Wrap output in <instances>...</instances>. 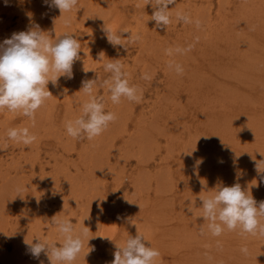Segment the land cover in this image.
<instances>
[{"label":"rangeland","instance_id":"1","mask_svg":"<svg viewBox=\"0 0 264 264\" xmlns=\"http://www.w3.org/2000/svg\"><path fill=\"white\" fill-rule=\"evenodd\" d=\"M81 1L78 0L77 6L76 8H74L75 11L72 10L74 12L72 11H70L71 13L69 12L70 14H72L74 18L76 16H74L73 13L78 15L79 13L83 14L86 11L85 14L87 15V13L91 11L88 9H91L92 8L91 6H93L96 2V0H86V1L81 0ZM111 1L109 0V2ZM116 2H117L116 4L120 5L119 6V9L121 11L120 15L116 13L110 14L112 16H110L106 20L105 17L103 16L105 9H103V6L101 5L98 7V11L99 12L103 11V12L102 13L100 12L98 15L100 16L102 20H104V25L106 23L109 24L114 21H117V23H115L116 28L113 33L120 35L121 43L124 45V47L120 45H117V46L111 45L107 41V38L102 37V35L106 37V34H102L101 31H99L98 38L101 42H104V44L102 43L101 46L99 45L94 46L92 54L91 55L89 54L87 56V54H85V49L83 48L86 46V42H89L91 39L92 40L94 39V36L96 34L93 31V29H96V27L93 26L91 28L92 31H88V29L84 28L83 25L78 24L81 30L80 28H76L77 31H80L76 34L80 37L79 42L81 44V50H80V59L79 61L77 60L78 62L76 61L74 63V67L76 66L75 69L76 68L78 69L79 67L80 71L78 72L80 73L81 81L75 85V84H72L73 83L72 80L76 81L75 78L66 79L65 77L61 76L56 85H53L50 82V84H48L47 87L53 96L49 97L45 101L43 108L41 107L42 110L40 108L36 112L35 123H34L35 126L33 125V121L29 120V118L26 116H23V118H20L21 114L17 115V114H14V112H12L13 118H10L7 115H5L3 111H0V120H1L0 122L3 121L2 122L3 124L0 123V132H1L0 133V153H1L0 158L2 157V159H0V164L2 163L1 160L4 163L0 167V169L2 168L0 173L3 172L2 175L5 174L4 172H10L12 175L14 174L15 175L14 181L15 183H18V185L16 184V187H15V190L18 187L17 189L18 191L16 190V192H14L16 198L12 199L11 202L9 198L8 199L6 197L4 198L6 200L5 202L10 205H12L16 201L13 207L10 206V208L13 209V210L10 209L11 214L9 213V209L6 210L5 214H10V216H6L4 214L3 217L0 215V218L3 219L7 217L6 219H11V221L13 220V223H14L13 226H15L14 229L17 228V230H22V232L26 234L29 232L31 238L25 239L28 242L32 241L34 243L36 242L35 238L41 236L40 239L42 241H48L49 243H55L59 245L62 243L63 238L62 239L59 238V236L61 235L58 232L57 227L53 225L51 220L54 216H56V218L58 217L57 219H62L65 217V215L67 216L71 215L70 220L72 222V225L74 226V230L76 229L75 231L77 234H82L83 236L82 239L84 241L83 246H84L88 241L87 239L89 237H87L88 236L87 234L89 231L86 232L87 233L86 234L87 236H86L82 228L84 227L86 229L87 227L89 230L91 229L90 216L87 215L90 218V220L85 215H84V218L86 221L81 220V219L78 220L77 215L73 214L68 209H63L61 206H58L54 203L47 205V200L51 198V196L53 195L52 194V190H53L52 185H54L53 180L55 179L57 182L60 179V182H61L60 184H63L65 182L64 184H66L67 186L68 185L71 186L70 182L72 181L71 179L73 178L71 177L69 179V177L70 175L73 174L76 181L79 182L80 185H82L81 188L82 189L84 188L83 190H86V189L89 190V189L94 188V190H91L92 194L99 195L100 197V198L95 197L96 200L104 199L105 197V201L110 203V201L111 200L113 201L114 198L116 197L118 199L122 198L121 200L129 199L130 202H132L130 203L129 200H127L128 202H123L122 204H120L121 207H120L119 214L116 215V218L118 220V222L115 223V226L117 228V236L112 241L113 243L112 245L115 250H116L117 245H122V243L126 241V239L128 238V235L133 236L134 233L135 235H137V232H139L140 234L144 236L146 240L145 241L146 246H151L159 250L161 255L158 259L157 264H211V262L212 264H229L227 263L228 258H234L235 260H237L236 261L237 264H264V253H262V249L264 248V236L256 235V236L249 237L247 239L246 237L242 236V240H239L238 244L231 243V246L228 247L227 245L228 242L226 241H229V240L233 241L229 236L235 233V231H228L227 229H225L223 232L224 235H221L219 237H214L211 235V233L207 229L208 222L206 223L202 222V220H204L203 217H201L203 209H202V201L199 199V197H209V195L211 196L214 194V191H212V193H209V188L217 187L218 183L215 178H213L214 181L211 184H209V182L211 181L210 179L207 181L208 184L207 183L205 184V182L203 183L202 181L200 182L198 178H196V180L191 179L188 185L196 181L197 184H194V185L196 187L198 186V188L191 190L192 192L191 191L189 192L188 188L178 185L180 182V179L177 176H175V174L172 177V180L170 181L167 178L164 170L161 169L160 171H158L159 166L156 164L157 162L159 163V159H161L162 156L168 150H169V154L170 155L172 154L169 158L171 160L169 161L172 162L173 159L175 160L179 159V161L174 160V162H176L177 164L174 163L175 167L173 166V168H176L177 165H182V167L183 166L190 167L191 160L188 158V154L191 152H198V153L203 152V154H205V152H207V149H208V151L212 153L208 157L210 158L208 161H212L214 165L217 163H215L212 160V158H215L214 156H218L217 149L221 151L223 150L225 156L227 157L226 151L224 150V148H226L227 145H224V142L221 141V138L222 140H225V139H223L224 137H221L219 133L217 134V131L215 130L217 123L214 124L212 128L214 130L213 133L215 131L216 132L214 134L209 133V128H210L209 123H208L209 118H203L202 116L206 115V117H210L211 114H219L221 112L220 110L224 106L223 103H231L233 100L237 99L238 97V95L232 94V89L231 91L230 89H226V86L224 84L220 86L216 83L209 82L207 85L213 87L212 89L213 91L210 92L208 88L206 89V85L203 84L204 81L202 79L193 78V76H191L192 69H196L198 72H200L199 70H201L200 68L198 69V67L195 68L196 62H198V60H196L195 58L191 60L192 62L194 60L195 65L190 62L185 63L179 58L173 62L174 64H179L183 67L184 69L183 75H177L174 68L169 69L168 66H165L164 64L165 62L167 61L171 62L167 60L168 54H164V53H167L166 50L172 49L173 51H175V49L177 48L186 49L185 35L188 32L192 33V39L194 40V43L197 41L200 35V33L195 30L194 26H196V24L194 22L192 24L190 23L185 24L182 21H178L176 18L177 13H183L188 16L192 15V18L194 17L193 20L196 21L198 20L196 19V17L198 18V16H200L203 12L205 13L207 12V15L208 14L210 15V17H208V21H207L208 23H212L218 20L221 21L220 34H218L217 31L215 32V34L211 30H208V31L210 32V34L212 32L213 33L212 35L218 34L219 40L217 41L222 40V38L224 37L225 40L223 41H225L226 43L223 45L220 42L216 44H209L210 43L209 39H211L210 37H208V39L206 40L205 43L208 47L207 58H206L208 70L205 76H207L208 74L207 76L208 80H210L211 77H214L216 79L220 78L224 82L236 83L237 79H235V77L238 78V77L243 76V78H239L241 80H244L250 77V75L255 71L254 70L255 65H258L261 62V59H263L264 57V48L262 45L263 41H259V44H258V33L256 31L251 32L247 28L248 26L245 24V21L249 22L248 19L250 18L253 11L258 8L256 4L257 3L256 0H176V4L169 5V13L171 16V22L169 26L167 27V29L157 28L155 25V21L151 20L153 8L151 6V3L148 4V0H122V1L116 0ZM2 3L3 4H6V3H4L3 0L2 1L0 0V5L4 8V5H2ZM113 3H115V0H113L109 4H113ZM108 6L111 7V5H108ZM108 6H104V8L106 7L108 10V8H110ZM260 7L264 11L263 9L264 2L262 3V6ZM100 8L102 9L100 10ZM11 10H13V12L15 11L16 13H18V11L20 12V7L18 6L16 7L14 6V4H12ZM47 11L51 12V9L47 8ZM49 12L46 14L49 15L50 14ZM18 14L13 15V20L9 23L7 21H6L7 23L3 22L5 18L8 17V14L5 12L0 14V21L4 23L3 25L5 26V30L8 33L7 34L6 32L1 31L3 34V38H9L11 34L13 33V28L16 23L15 20L18 18ZM80 14L78 16H80ZM39 15H43V13ZM94 17H95V14H94ZM79 18L80 17H77L76 20H78ZM96 18L98 19V16ZM87 21L90 22V20H87ZM92 24L95 25V23L93 22ZM9 28H11L12 31H10ZM48 33L50 34L51 39L55 38L53 37L55 36L54 32L49 31ZM48 33H46L45 35H48ZM62 33L63 34L68 33V31H65V29H63V32L61 31L56 32V34H58V37L62 36L63 35ZM255 34L256 36L254 37ZM137 35H139V40L132 42L133 38L136 37ZM235 36L240 37L242 39V42L234 43L233 38ZM187 37L186 39H188ZM0 38L2 39V41L4 40L1 36ZM138 41H140V43ZM180 42H183L184 45L181 46ZM227 42L228 43L231 42V44H235L236 45L235 47L238 52H247V53L260 55V60L258 62H253L251 58H246V56L239 55V57L243 59V64L242 63L238 64L237 60L239 58H236V54L233 55V58H232V55L230 54L231 53L234 54V53L231 52L232 50H227L229 47H227L226 49L225 45H227ZM196 45L197 44H193L192 47H195ZM216 49H218L217 52H216ZM212 50L214 51L215 55L224 58L227 65H229L228 68H226V64L224 63H223L224 66L222 67H219V66L216 67L214 64H212L211 59H213V56H214V53H212ZM224 50L226 52H224ZM227 51H229L230 53ZM101 53H103L102 59H99ZM181 53L184 54V52H181ZM192 54H198V53L192 52ZM164 57H166L167 59ZM109 59H119L120 60V63L123 65V71L127 73V78L129 80L130 85L135 86L138 90L137 94L140 96L139 102H130L126 98H122L119 104H113L111 102L110 92L108 90V86L105 84V81H108L111 79V73L105 72L104 67H103L104 64L109 62ZM232 59L235 60L236 62H233V64H230L233 61ZM83 61L87 62V64H84L85 62ZM88 64L90 67L88 66ZM204 67H206V64ZM84 69L89 70L87 71L88 73L84 72ZM89 72L91 75H93L92 73L98 74L101 72L102 77L101 79L98 80V82H96V86L94 88V94L97 97H103V103L105 104V111L114 112L116 114L117 119L114 122H111L109 124L108 128L106 129L107 132L104 131L100 136L92 140H88L87 138H84V137L76 138V139L73 138L76 141L75 143L73 142L74 145H72L71 147L72 141L74 140L72 139V137H70L67 134L65 124L69 120H74L80 117L82 115V111H81L82 107L79 108L78 104L83 106L85 101L87 99L89 100L88 95L86 96L85 93L81 92V95H79L80 93L79 84L82 85V81L89 80V76H88ZM189 72H191L190 76L187 75ZM82 74H84V76ZM145 74L150 76L151 79L145 80L143 78ZM222 74L225 77L224 76L220 77L222 76ZM230 77L232 78L233 81L229 80ZM200 78H203V76L201 75ZM182 80H186L185 83H180V81ZM151 81L153 82L151 83ZM263 81H264V77H263ZM186 83L189 85L188 87L185 85ZM54 87H57L58 90ZM240 88H241V92L238 89H236L237 93L240 94V97L247 95L246 89L249 87H247L246 85H241ZM182 89H186V90L182 91ZM199 89L200 90L202 89V90L200 91ZM215 92H218V93H215ZM157 93H159L158 97L155 96ZM195 96L197 99L194 100ZM62 98L64 99V101ZM256 98H259V97H256ZM67 99H69L71 103ZM247 99L250 100V97H248ZM251 102L254 104L253 106L257 107V109L264 110V105H261V102H257L254 99H252ZM75 103H77V105ZM68 104L73 105L74 111H70L65 108ZM183 104L186 105L188 109H186L187 111L185 113L180 114L179 111L182 110ZM213 109L215 110L212 111ZM6 110L7 109H5V111ZM65 111H66V114H64ZM74 112H77L78 114ZM209 112H212V113H209ZM47 113L49 114V116H45ZM6 119L7 121H5ZM27 124H28V127H27ZM189 124L191 127L188 126ZM23 127L28 129L30 135H34L35 137L37 136V138L35 139V141L37 142L34 141V144L31 143L30 145H24L22 142H16L14 140L11 141V139L8 138L7 133L9 129H15V128L23 129ZM224 127H226V125H224ZM259 130L260 129L258 130L255 129L252 131V129H249V130L242 131V128H241L240 133L242 134L244 132L245 133H244V136L242 134L240 136H236L238 137V140H239L237 144L235 143L236 146L238 147V145L240 144L243 146V144L245 143L244 142L242 143V141L240 140H246L247 136L248 137L252 136L253 140L256 141L259 135L257 131ZM262 130L263 129H261V131ZM198 131H200L199 133L201 132L206 133L207 136L204 135L206 137H203V136L197 137L196 135ZM260 135L263 136L264 132L261 133ZM38 136L40 137V140H38L39 139ZM255 136H256V139H255ZM100 139L102 142L100 141ZM216 140H218L221 143H217L218 141ZM67 142H71V143H67ZM109 142L111 143L113 142L112 144H114L113 150H116L114 154L112 150H110L112 148L110 147L109 144L111 143ZM209 142L213 144H209ZM258 142H259V146H262V147L264 146V139H261ZM65 145H67L68 147H65ZM241 145H240V148H243L241 147ZM33 146H35L36 148ZM73 146H74V149H73ZM88 147L91 150H88L89 149ZM189 148L192 150H190ZM199 149L202 151H200ZM68 150L71 153H69ZM104 151L108 153H112L113 155L109 158L106 164H101L102 158L96 155L101 156L103 155L102 153H104ZM249 151L251 150H247V152ZM256 151L252 149V152L253 153L255 152L254 154H251V155L250 153L243 154L244 157L247 158L248 156L250 158V159H245V161L248 160L247 164L244 165V160L242 159L243 158L242 155H241L242 158H240L241 160L239 159V162L237 164L240 165L241 168L244 167L245 169H249V170H251L252 168L255 169L254 161L260 160L261 158L260 153L264 154L263 153L264 151H260V152H258L259 150H256ZM87 152L89 153L87 154ZM180 153H183V154H180ZM235 153L236 155L233 154L229 158L237 157L238 156L237 151H235ZM38 154H39V157H37ZM89 154H91V156H89ZM92 155L94 156L92 157ZM11 156H14V157H11ZM152 156L154 160L150 158ZM96 158H101V160L97 161ZM117 158L119 160H117ZM139 159H143V160L149 159L148 163L152 164V166H146V169H145L146 174L136 170L137 167H135V165L137 163V160ZM227 159L221 160L222 162L219 161V164L228 163ZM125 161L128 162V164L125 163ZM201 161H205V160L203 158H200L198 162H201ZM21 162H22V165L20 164ZM97 162L100 163V166L98 165ZM198 162L195 161V163H198ZM89 163H95V164L97 163V164L96 165L93 164L92 167H89L88 166ZM120 163H122L123 166ZM30 164H33L34 167ZM27 165L31 169L27 168ZM93 168L103 171L104 176L106 175L105 173H107L106 179L104 180L106 184L103 187L104 190L102 189L104 192H101L102 190L97 191L98 188L95 189V184H97L99 181H103V179H101L103 178L102 177L103 175H101V173H100L101 176L97 174L94 175L93 173L92 175L90 172H92L91 169L94 171ZM81 171L83 175L85 174L84 176L81 175L82 174ZM240 172L242 173V170H240ZM75 175L77 176V178ZM89 176H91L92 179ZM97 178H100V179L98 180ZM122 179L125 181L123 183L125 187L120 186V189L117 193L118 195H116L114 186H116L117 182L119 183V180H122ZM145 179H148L144 186L145 188H139L138 185L137 187H133L132 183H134V181L140 184L139 182H142ZM186 179L188 180V178ZM26 180L28 182L31 181V183L33 182V185H32V190H30L28 195L24 197L23 195L25 192L24 190L25 186L23 185H25V183L27 182ZM84 180H85V183H84ZM89 181L90 182L92 181V183H90ZM199 183L200 184L203 183V184L200 185ZM89 185H91L92 188ZM140 185L141 187H143L142 184ZM199 188L201 190H199ZM135 189L137 191H135ZM64 191H65L64 189L59 190L56 198H58V196L63 197ZM69 193H70L69 194L70 197L69 199L66 200V202L70 204H75V201H73L74 196L71 194V191ZM190 193L192 194V196ZM250 193L253 196V198L257 201V204H259V202L261 201H264L263 198L260 197L261 195H255V188H254V191L249 192V194ZM177 194L178 196L181 197V200L177 198L176 196ZM35 195L37 196L35 197ZM101 195L103 197H101ZM34 197L35 198L38 197V198L35 199ZM172 197L174 199H172ZM43 199L45 200V203ZM185 199L186 200L188 199L187 200L188 202L185 201ZM75 200H78L79 202H81V200L86 201L87 197L80 198L79 196ZM191 202L192 203L195 202V205L192 204ZM38 203L39 204L43 203L44 205H42L39 208ZM28 205L29 206L32 205L29 208V210L25 209V207ZM117 208L115 209V207H113L114 214L117 212ZM80 209H81V206H78V211H81ZM189 209H191V211H189ZM126 210H127V213H126ZM133 214L135 215V217L132 216ZM60 215H62V217ZM157 215H159L158 217L160 218L163 217V218L160 219L157 217ZM178 215L180 216V218ZM120 216H125L124 217L125 221L123 223L124 225L120 223V219H119ZM19 217H20V220H19ZM173 218L175 219L177 218V219L174 220ZM2 219L0 220L2 221ZM40 221H42V223H40ZM80 222H82L81 225H80ZM262 222L264 223V218L262 219ZM130 224H131V227H128V225ZM7 226L8 225H6V229L8 230V232L4 234H8L10 231L14 230L9 226L7 228ZM123 226L129 232L127 230H126L127 232L125 231V234L126 233L127 234H126V237H124L125 240L123 239V242H122L118 236L122 233V230H124ZM38 227L41 228L42 230L41 233L43 235L36 234ZM53 227H56V228H53ZM120 228L121 229L123 228V229L120 230ZM202 228H203V232H202ZM88 229H86L85 231H87ZM52 232H55V233H53L52 235ZM236 232H239V230L238 231L236 230ZM0 233H2L1 230H0ZM9 234L13 236L12 232H10ZM95 234L96 233L94 232V235ZM9 236L3 238L4 247H1V244H0V247H1L0 252H3L4 250L5 255L7 254V256L4 258L3 256L4 254L0 253V264H40L41 261H43V264H49L48 258L46 256H43L44 255L43 253H42L43 255L41 254L39 260L30 256L27 253L25 243L18 244L17 250L19 252H17L14 256H11V254L13 255L14 253L13 252L14 245L12 242L13 240L11 239L9 240V238L11 237ZM24 238H27V237H24ZM90 240L91 239L89 238V242H91ZM95 240L98 241V237H96ZM251 241H253L254 243ZM213 244H216L217 246H219L220 249L223 251L220 250L221 251L220 253L219 250L218 251L214 250V253L211 256L207 257L208 256L207 251L211 250L209 249V247L210 245H213ZM236 245L238 246L237 250H235L234 248ZM251 246L252 247L254 246L253 249L250 248ZM245 248L246 249L248 248L246 253L242 251V249H245ZM112 249L113 248H106V249L104 248L102 249L100 253H96L91 256L88 255L89 253L88 251V253L86 254L88 255V257L84 256L85 255L84 253L82 257V254L80 253L78 257L75 259V261H73V264H79V261H81V257L82 259H86L85 257H87L88 259L87 264H100V263L107 264V262L109 264L110 261L112 260H109V258L107 257H114L113 253L115 251ZM249 249L250 250L252 249L251 252L249 251ZM218 252L220 253V255ZM237 252L239 254H237ZM1 254L3 255L1 256ZM191 254L193 256H191ZM177 255L185 256V257H177L178 260H175V257ZM247 255L249 256L247 257ZM90 257H92L93 259Z\"/></svg>","mask_w":264,"mask_h":264},{"label":"bare ground","instance_id":"2","mask_svg":"<svg viewBox=\"0 0 264 264\" xmlns=\"http://www.w3.org/2000/svg\"><path fill=\"white\" fill-rule=\"evenodd\" d=\"M2 1V0H1ZM4 1V3H5V0H3ZM10 1V2H9ZM81 1V0H80ZM86 1V0H85ZM111 1V0H110ZM113 1V0H112ZM111 1V2H112ZM122 1V0H121ZM81 2H83V1H81ZM103 2V3H102ZM111 2H109V0H101V1H99V0H96V2H95V4L93 5V6H91L92 8L91 9H88V10H91V11H89L88 13H87V15L85 14L86 13V11L81 15L80 13V16H78L77 14H75V13H73V15L74 16H76L75 18L72 16V14H70L69 12H67V13H64L62 16H60L61 15V13H60V11H59V9H56V8H48L45 4H44V0H38V1H36V0H8V2H7V5L6 4H3L2 3V5H4V8L0 5V14L1 13H3V12H5V13H7L8 14V17H6L5 18V20L3 21L4 23H9V22H11L12 20H13V15H15V14H18V18L15 20V26H14V28H13V32H19V31H25V30H27L29 27H31L32 26V24L33 23H35V24H38L39 26H40V28L42 29V30H44V31H46V32H49V31H52V32H54L55 34V36H53V37H58V34H56V32H59V31H61V32H63V29H65V31H68V33H72V34H74L75 36H76V38L79 40L80 39V37L76 34V33H78V32H80V31H77V29L76 28H80L79 26H78V24H80V25H83V27L84 28H86V29H88V31H92V27L93 26H95L96 27V29H93V31L95 32V36H94V39L92 40H90L89 42H86V46L83 48V49H85V54H87V56L90 54H92V52H93V47L94 46H96V45H99V46H101L102 45V43L104 44V42H101L100 40H99V38H98V33H99V31H101V33L102 34H105V32L103 31V29L105 28V26L106 27H108V28H110V29H112V31L114 32L115 31V28H116V24L115 23H117V21H114V22H112V23H106L105 25H104V20H102L101 18H100V16L98 15L100 12L102 13L103 11H98V7L101 5V6H103V9H105L104 10V17H105V19L107 20V18H109L110 16H112V15H110V14H113V13H116V14H119L120 15V9H119V4H116L117 2H116V0H115V3H113V4H109V3H111ZM256 4H257V6H258V8L256 9V10H254L253 11V13L251 14V16H250V18L248 19V21L249 22H247V21H245V24L248 26L247 28L251 31V32H257L258 33V44H259V41H263L262 42V45H263V48H264V15H262V14H264V11L262 10V8L260 7V6H262V3L264 2V0H256ZM80 3V2H79ZM143 3V2H142ZM12 4H14V6H18V7H20V12L18 11V13H16L15 11V13L13 12V10H11V8H12ZM85 4V3H84ZM88 4V3H87ZM91 5V4H90ZM108 5H111V7L110 6H108ZM104 6H108V7H110V8H108V10H107V8L105 7L104 8ZM47 8L48 9H51V12H49V11H47ZM76 8V7H75ZM86 8V7H85ZM84 8V9H85ZM90 8V7H89ZM121 8V7H120ZM140 8V7H139ZM79 9H81V8H79ZM82 9H83V7H82ZM102 8H100V10H101ZM264 9V8H263ZM74 11H75V9H73ZM77 10H78V8H77ZM74 11H72V12H74ZM84 11V10H83ZM50 13L49 15L48 14H46V13ZM80 12H81V10H80ZM43 13V15H39V14H42ZM134 13V12H133ZM29 14L31 15V20L29 19ZM94 14H95V17H94ZM191 14V13H190ZM83 15H85V16H83ZM98 16V19L96 18L97 16ZM77 17H80L78 20H76L77 19ZM103 17V18H104ZM190 18H191V20L195 23V20H193V18H192V15H190L189 16ZM208 17H210V15L208 14L207 15V12L205 13V12H203L200 16H198V18L196 17V19H198L201 23H200V27L199 28H197L196 26H194L195 27V30L197 31V32H199L200 33V35H199V37H198V39H197V41L194 43V40L192 39V33H187L186 31V35H185V45H186V49H188L189 48V46L191 45V50L190 51H184V54H182L181 52H179V53H177V52H175V51H173V54L172 55H168V59L166 58V57H164V58H166L167 60H169V61H171L172 63L174 62V61H176L178 58L179 59H181L183 62H185V63H193L194 65H195V62H194V60H193V62L191 61L192 59H196V60H198V62H196V66H195V68H197L198 67V69L200 68L201 70H199L200 72H198L196 69H192V75L191 76H193V78H199V79H202L204 82H203V84L204 85H206V89L208 88V90L211 92V91H213L212 89H213V87L212 86H208L207 84L209 83V82H211V83H216V84H218V85H222V84H224L225 86H226V89H230V91H231V89H232V94L233 95H238V97H237V99H235V100H233L231 103H223L224 104V106H223V108L220 110L221 112L219 113V114H211L210 115V117H206V115H204V116H202L203 118H209V120H208V123H209V126H210V128H209V133H212V134H214L216 131H217V134L219 133L220 134V136L221 137H224L223 139H225V140H222V138H221V141H223L224 142V145H227L226 146V148H224V150L226 151V155H227V157L225 156V154H224V151L222 150H219V149H217V152H218V156H214L215 158H212V160L215 162V163H217V164H215L214 165V163L212 162V161H208L210 158H208L212 153L210 152V151H208V149H207V152H205V154H203V152L201 153V152H191V153H189L188 154V158L191 160V164H190V167H185V166H183L182 167V165H177L176 166V168H173V166H174V163H176V162H174V160L175 159H173L172 160V162L171 161H169V160H171V159H169L170 158V156L172 155H170L169 154V150L168 151H166V153L162 156V158L161 159H159V163L157 162L156 164L159 166V168H158V171H160L161 169L162 170H164V172H165V174H166V176H167V178L171 181L172 180V177L174 176V174H175V176H177L179 179H180V182H179V186H184V187H186V188H188L189 189V192L191 191V190H194V189H196V188H198V186L196 187L194 184H197L196 183V181L195 182H193L192 184H190V185H188L189 184V182L191 181V179H194V180H196V178H198L199 180H200V182L202 181L203 183L205 182V184L207 183V181L210 179L211 181L209 182V184H211L213 181H214V179L213 178H215L216 179V181H217V183H218V185H225V184H227L226 186H231V185H233L234 183H236V182H239L240 184H241V187H242V190H245V191H247V192H252V191H254V188H255V195H261L260 197L261 198H263V200H264V179H262L261 178V176L262 175H264V174H261V175H258L257 174V172L255 171V169H251V170H249V169H245L244 167L243 168H241V166L240 165H238L237 163L239 162V159L240 158H242V156H243V154H247V153H250V155L251 154H254L253 152H252V149L253 150H259L258 152H260V151H264V146L262 147V146H259V142L258 141H260L261 139H264V135L262 136V135H260L261 133H263L264 131V110L263 109H257V107L256 106H253L254 104L251 102L252 101V99H254V100H256L257 102H261V105H264V81H263V77H264V57H263V59H261V62L258 64V65H255V71L250 75V77H248V78H246V79H244V80H241V79H239V78H243V76L242 77H235V79H237L236 80V83H230V82H224V81H222L220 78H214V77H209L210 78V80H208V74H207V76H205L206 75V73H207V70H208V67H207V51H208V47H207V45H206V40L208 39V37H210L211 39H209V44H216V43H218V42H220L222 45L223 44H225L226 42L225 41H223V40H225V38L223 37L222 38V40H220V41H217V40H219L218 39V34H220V32H221V29H220V27H221V21H215V22H212V23H208L207 21H208ZM112 18V17H111ZM126 19V18H125ZM87 20H90V22H91V24H90V22H88ZM7 21V22H6ZM125 21V20H124ZM128 21V20H127ZM92 22L93 23H95V25H93L92 24ZM103 22V23H102ZM192 22V23H193ZM4 23H2V21H0V36L3 38V34H2V32L1 31H3V32H6V30H5V26L3 25ZM192 23H190V24H192ZM126 25V24H125ZM190 26V25H189ZM213 26V27H212ZM82 27V28H83ZM10 29V31H12L11 30V28H9ZM76 29V30H75ZM80 30H81V28H80ZM208 30H211L214 34H215V32L217 31V33L218 34H216V35H212L213 33L211 32V34H210V32L208 31ZM10 31H8V32H10ZM189 31V30H188ZM119 32V31H118ZM190 32H191V30H190ZM205 32H206V34H205ZM7 33V32H6ZM91 33V32H90ZM175 33H176V31H175ZM8 34V33H7ZM10 34V33H9ZM46 34V33H45ZM53 34V33H52ZM63 34V33H62ZM61 34V35H62ZM93 34V33H92ZM194 34V33H193ZM88 36V35H87ZM188 36V37H187ZM256 36V34L254 35V37ZM8 37V36H7ZM51 37V36H50ZM102 37H104V38H106L104 35H102ZM186 37L188 38V39H186ZM54 38V39H55ZM179 38V37H178ZM3 39H6V38H3ZM53 39V40H54ZM98 40H99V42H98ZM253 40H254V38H253ZM104 41V40H103ZM233 41H234V43H236V42H242V39L240 38V37H237V36H235L234 38H233ZM3 41H2V39L0 38V43H2ZM107 42V41H106ZM139 43H140V41H138ZM184 42V41H183ZM183 42H180V45L181 46H183L184 45V43ZM193 44H197L195 47H192L193 46ZM208 44V45H209ZM231 42L230 43H228L227 42V45H225L226 46V49H227V47H229L227 50H232L231 52H233L234 54H230V55H232V58H233V55H235L236 54V58H239L238 60H237V63L239 64V63H242L243 64V59L241 58V57H239V55H241V56H246V58H251L252 59V61L253 62H258L259 60H260V55H256V54H252V53H247V52H238L237 51V49H236V45L235 44H231ZM106 45V44H105ZM110 46V45H109ZM212 46V45H211ZM210 46V47H211ZM219 46V45H218ZM221 46V45H220ZM225 46H223V47H225ZM102 47H104V46H102ZM106 47V46H105ZM146 47V46H145ZM209 47V48H210ZM109 48V47H108ZM144 48V47H143ZM162 48V47H161ZM111 49V48H110ZM180 49H182V48H180ZM222 49V48H221ZM105 50H107V49H105ZM164 50V49H163ZM217 50L218 49H216V52H217ZM108 51H109V49H108ZM196 51H198V52H196ZM83 52H84V50H83ZM162 52V51H161ZM192 52H195V53H198V54H192ZM224 52H226L225 50H224ZM227 52H229V51H227ZM107 53V52H106ZM163 53V52H162ZM212 53H214V51L212 50ZM230 53V52H229ZM164 54H167V53H164ZM186 54V55H185ZM221 54V53H220ZM227 54V53H226ZM158 55V54H157ZM212 55V54H211ZM228 55V54H227ZM142 56V55H141ZM167 56V55H166ZM229 57H231V56H229ZM87 58H89V57H87ZM86 58V59H87ZM90 58H91V56H90ZM93 60V59H92ZM233 60V59H232ZM79 61V60H78ZM77 61V62H78ZM211 61H212V64H214L216 67H222V66H224V64H226V68H228L229 67V65H227V63H226V61L224 60V58H222V57H220V56H217V55H215V53H214V56H213V59H211ZM83 62H85V61H83ZM92 62V61H91ZM233 62H236L235 60H233L230 64H233ZM95 63V62H94ZM169 63L170 62H165L164 64H165V66H168L169 65ZM224 63V64H223ZM84 64H87V62H85ZM205 64H206V67H204L205 66ZM235 65H236V63H235ZM88 66H89V64H88ZM76 67V66H75ZM75 67H74V65H73V73H74V78L76 79V81L75 80H72V84H78V82H80L81 81V76H80V73L78 72V71H80L79 70V67H78V69L76 68L75 69ZM85 67V66H84ZM90 67V66H89ZM96 67V66H95ZM81 69V68H80ZM86 70V69H85ZM95 70V69H94ZM85 72V71H84ZM92 72V71H91ZM102 72H104V71H102ZM154 72V71H153ZM88 73V72H87ZM257 73H258V75H257ZM89 74H90V72H89ZM88 74V76H89V79H95V78H97L98 77V80L99 79H101V77H102V74H101V72L100 73H98V74H94V73H92L93 75H89ZM190 74H191V72H189L187 75L188 76H190ZM83 76H84V74H82ZM135 75V74H134ZM203 76V78H200V76ZM132 76V75H131ZM204 76H205V78H204ZM224 75L222 74V76H220V77H223ZM225 77V76H224ZM63 78V77H62ZM73 78V79H74ZM198 79V80H199ZM98 80H97V82H98ZM229 80H231V81H233L232 80V78L230 77L229 78ZM185 81L186 80H182V81H180V83H185ZM61 82V81H60ZM153 81H151V83H152ZM194 82H195V80H194ZM199 83V82H198ZM49 84H50V82H49ZM175 84V83H174ZM191 84V83H190ZM187 87L189 86L187 83L185 84ZM198 85V84H197ZM196 85V86H197ZM241 85H246L247 87H249V88H247L246 90V94L247 95H245V96H241L240 97V94H238L237 93V91H236V89H238L240 92H241V88H240V86ZM184 86V85H183ZM191 86V85H190ZM219 86V87H220ZM231 86V87H230ZM177 87V86H176ZM182 87V86H181ZM193 87V86H192ZM54 88H56L57 89V87H54ZM81 88H82V85H80L79 84V91L81 90ZM174 88V87H173ZM179 88V87H178ZM175 89V88H174ZM53 90V89H52ZM58 90V89H57ZM176 90V89H175ZM183 90H186V89H182V91ZM190 90V89H189ZM200 90V89H199ZM198 90V91H199ZM202 90V89H201ZM200 90V91H201ZM207 90V91H208ZM188 91V90H187ZM228 91V90H227ZM229 91V92H230ZM81 92L82 93H84L83 91H80V93H79V95H81ZM174 92V91H173ZM226 92V91H225ZM56 93V92H55ZM141 93V92H140ZM175 93H176V91H175ZM194 93V92H193ZM215 93H218V92H215ZM231 93V92H230ZM191 94V93H190ZM62 95V94H61ZM73 95V94H72ZM197 95V94H196ZM201 95V94H200ZM199 95V96H200ZM228 95V94H227ZM87 96V95H86ZM156 97H158L159 96V93H157L156 95H155ZM202 96V95H201ZM248 97H250V100H248L247 98ZM256 97H259V98H256ZM89 98V97H88ZM202 98V97H201ZM207 98V97H206ZM60 99V98H59ZM63 99V98H62ZM195 99H197L196 98V96H195V98H194V100ZM225 99H226V97H225ZM50 100V99H49ZM67 100H69V99H67ZM80 100V99H79ZM88 100V99H87ZM87 100L85 101V102H87ZM229 100V99H228ZM63 101H64V99H63ZM62 101V102H63ZM213 101V100H212ZM227 101V100H226ZM69 102H70V100H69ZM77 102V101H76ZM84 102V101H83ZM82 102V103H83ZM71 103V102H70ZM208 103V102H207ZM45 104V103H44ZM76 105H77V103H75ZM111 104V103H110ZM220 104V103H219ZM222 104V105H223ZM226 104H228V105H226ZM208 105V104H207ZM221 105V106H222ZM78 106H79V108H81L82 107V105H79L78 104ZM205 106V105H204ZM203 106V107H204ZM110 107H112V106H110ZM200 107V106H199ZM202 107V106H201ZM209 107H210V105H209ZM42 108H43V106H42ZM42 108H41V110H42ZM67 110H70V111H74V107H73V105H67L66 107H65ZM114 108V107H113ZM54 109V108H53ZM186 109H188L187 108V106L186 105H184L183 104V106H182V110H180L179 111V113L180 114H183V113H185L187 110ZM199 109V108H198ZM204 109V108H203ZM46 110V109H45ZM51 110H52V108H51ZM80 110V109H79ZM201 110V109H200ZM205 110V109H204ZM210 110V109H209ZM215 109H213L212 111H214ZM82 111V110H81ZM115 111H116V109H115ZM197 111V110H196ZM202 111V110H201ZM211 111V110H210ZM217 111H218V109H217ZM3 112L5 113V115H7L8 117H10V118H13V113L12 112H9L8 110H6L5 111V109L3 110ZM47 112V111H46ZM193 112H195V111H193ZM74 113H76V114H78L77 112H74ZM74 113H72V114H74ZM114 113V112H113ZM192 113V112H191ZM198 113V112H197ZM204 113V112H203ZM209 113H212V112H209ZM214 113V112H213ZM218 113V112H217ZM14 114H20V113H14ZM48 114V113H47ZM45 115V116H49V114L48 115ZM51 114V113H50ZM64 114H66V111H65V113ZM75 114V115H76ZM170 114V113H169ZM207 114V113H206ZM36 115V114H35ZM39 115V114H38ZM173 115V114H172ZM51 116V115H50ZM73 116V115H72ZM209 116V115H208ZM193 117V116H192ZM198 117V116H197ZM196 117V118H197ZM20 118H23V115L21 114L20 115ZM43 118V117H42ZM47 118V117H46ZM45 118V119H46ZM187 118H189V117H187ZM195 118V119H196ZM186 119V118H185ZM29 120H31V119H29ZM49 120V119H48ZM200 120V119H199ZM1 121V120H0ZM5 121H7V119L5 120ZM28 121V120H27ZM3 122V121H2ZM2 122H0V123H2ZM29 122V121H28ZM31 122V121H30ZM185 122V121H184ZM196 122V121H195ZM195 122H194V124H195ZM52 123V122H51ZM204 123V122H203ZM217 123V124H216ZM3 124V123H2ZM21 124V123H20ZM126 124V123H125ZM214 124H216V128H215V132L213 133V126H214ZM23 125V124H22ZM32 125V124H31ZM37 125V124H36ZM38 125H40V124H38ZM43 125V124H42ZM205 125V124H204ZM224 125H226V127H224ZM16 126V125H15ZM35 126V125H34ZM184 126V125H183ZM186 126V125H185ZM188 126H190V124L188 125ZM206 126V125H205ZM204 126V127H205ZM208 126V125H207ZM7 127V126H6ZM22 127V126H21ZM26 127V126H25ZM25 127H23V128H25ZM27 127H28V124H27ZM32 127V126H31ZM42 127V126H41ZM191 127V126H190ZM194 127V126H193ZM5 128V127H4ZM11 128V127H10ZM110 128H111V126H110ZM125 128V127H124ZM242 128V131H244V130H249V129H252V131L253 130H255V129H260L259 131H261V129H263L261 132H259V131H257V133L259 134L258 135V138H257V140L256 141H254L253 140V137L251 136V137H248L247 136V139L246 140H240V141H242V143L244 142L245 144H243V146L241 145V147H243V148H240V145H238V147L236 146V144L239 142V140H238V137H236V136H240L242 133H240V129ZM3 129V128H2ZM15 129H18V128H15ZM49 129V128H48ZM192 129V128H191ZM235 130H237V131H235ZM6 131V130H5ZM52 131V130H51ZM106 132H107V130H105ZM191 131V130H190ZM206 131V130H205ZM200 131H198V133H197V137H200V136H203L204 137V135H206V133H204V132H201V133H199ZM1 133V132H0ZM2 133H4V132H2ZM245 133V132H244ZM244 133L242 134L243 136H244ZM30 134V133H29ZM38 134V133H37ZM54 134V133H53ZM216 134V135H217ZM4 135V134H3ZM36 135V134H35ZM216 135H214V136H216ZM255 135V134H254ZM46 136V135H45ZM207 136V135H206ZM218 136V135H217ZM39 137V136H38ZM210 137V136H209ZM36 138H37V136H36ZM45 138V137H44ZM59 138V137H58ZM192 138V137H191ZM196 138V137H195ZM69 139V138H68ZM73 139V138H72ZM240 139V138H239ZM255 139H256V136H255ZM38 140H40V137H39V139ZM60 140V139H59ZM74 140V139H73ZM215 140V139H214ZM238 140V141H237ZM12 141V140H11ZM75 141L76 140H74V141H72V144H71V147H72V145H74L73 144V142L75 143ZM100 141H101V139H100ZM205 141V140H204ZM209 141V140H208ZM216 141H218V140H216ZM35 142H37V141H35ZM66 142V141H65ZM102 142V141H101ZM207 142V141H206ZM211 142V141H210ZM209 142V144H213V143H210ZM50 143V142H49ZM64 143V142H63ZM67 143H71V142H67ZM100 143V142H99ZM109 143H111V142H109ZM108 143V144H109ZM113 143V142H112ZM111 143V144H112ZM201 143V142H200ZM217 143H221V142H217ZM236 143V144H235ZM261 143H262V141H261ZM12 144V143H11ZM32 144H34V142L32 143ZM52 144V143H51ZM95 144V143H94ZM102 144V143H101ZM111 144H109L110 145V147L112 148V149H110V150H112V152H113V154L116 152V150H113L114 148H113V146H114V144H112V146H111ZM193 144V143H192ZM207 144V143H206ZM235 144V145H234ZM22 145V144H21ZM25 145V144H24ZM200 145V144H199ZM223 145V146H224ZM262 145V144H261ZM70 146V145H69ZM173 146V145H172ZM184 146V145H183ZM188 146V145H187ZM195 146V145H194ZM222 146V147H223ZM30 147H32V146H30ZM33 147H35V146H33ZM65 147H68L67 145H65ZM76 147V146H75ZM191 147V146H190ZM199 147V146H198ZM218 147V146H217ZM36 148V147H35ZM38 148V147H37ZM83 148V147H82ZM89 148V147H88ZM187 148V147H186ZM195 148V147H194ZM209 148V147H208ZM219 148V147H218ZM6 149V148H5ZM73 149H74V146H73ZM190 149V148H189ZM203 149V148H202ZM7 150H8V148H7ZM81 150H83V149H81ZM86 150V149H85ZM88 150H91L90 148L88 149ZM95 150V149H94ZM180 150V149H179ZM190 150H192V149H190ZM189 150V151H190ZM195 150V149H194ZM200 150V149H199ZM212 150V149H211ZM247 150H251V151H249V152H247ZM33 151V150H32ZM69 151V150H68ZM87 151V150H86ZM98 151V150H97ZM108 151V150H107ZM172 151H174V150H172ZM178 151V150H177ZM197 151V150H196ZM200 151H202V150H200ZM235 151H237V154H238V158L237 157H234V158H229L230 156H232L233 154H235L236 155V153H235ZM26 152V151H25ZM41 152V151H40ZM100 152H102V151H100ZM179 152V151H178ZM231 152V153H230ZM233 152V153H232ZM257 152V151H256ZM18 153V152H17ZM69 153H71L70 151H69ZM73 153V152H72ZM75 153V152H74ZM89 152H87V154H88ZM91 153V152H90ZM187 153V152H186ZM223 153V154H222ZM264 153V152H263ZM1 154V153H0ZM25 154V153H24ZM35 154V153H34ZM93 154V153H92ZM96 154V153H95ZM103 155H101V156H99V155H96V156H98V157H101L102 158V162H101V164H106L107 163V161L109 160V158L113 155L112 153H108V152H106V151H104V153H102ZM180 154H183V153H180ZM185 154V153H184ZM15 155V154H14ZM26 155V154H25ZM28 155H29V153H28ZM77 155V154H76ZM242 155V156H241ZM249 155V156H250ZM31 156V155H30ZM89 156H91V154H89ZM94 155H92V157H93ZM206 156V157H205ZM261 156V158H260V160H262V159H264V156H262V155H260ZM11 157H14V156H11ZM37 157H39V154H38V156ZM88 157V156H87ZM173 157V156H172ZM251 157V156H250ZM259 157V156H258ZM57 158V157H56ZM67 158V157H66ZM101 158H96L97 159V161L98 160H101ZM151 159H153V156L152 157H150ZM200 158H203L205 161H201V162H198V160L200 159ZM228 158V159H227ZM0 159H2V157L0 158ZM14 159H16V158H14ZM38 159V158H37ZM81 159V158H80ZM150 159V160H151ZM198 159V160H197ZM227 159V162L228 163H226V164H224V163H221V164H219V161H221V160H226ZM243 160H244V165L245 164H247V162H248V160H246L245 161V159H250L248 156H247V158L246 157H244L243 156V158H242ZM68 160V159H67ZM117 160H119L118 158H117ZM148 160L149 159H146V160H143V159H139V160H137V163H136V165H135V167H137L136 168V170H138V171H140V172H143V173H145L146 174V166H152V164H149L148 163ZM154 160V159H153ZM158 160V159H157ZM187 160V159H186ZM241 160V159H240ZM27 161V160H26ZM25 161V162H26ZM71 161V160H70ZM91 161V160H90ZM175 161H179V159L178 160H175ZM195 161L196 162H198V163H195ZM1 164H0V167L4 164L3 163V161L1 160ZM28 162V161H27ZM59 162V161H58ZM64 162V161H63ZM62 162V163H63ZM68 163V162H67ZM98 163V162H97ZM96 163V164H97ZM125 163H127L128 164V162H126L125 161ZM194 165H193V164ZM242 163V162H241ZM240 163V164H241ZM21 165H22V162L20 163ZM34 164V163H33ZM33 164H30V165H32L33 167H34V165ZM71 164H72V162H71ZM76 164V163H75ZM93 164L94 165H96L95 163H89L88 164V166L89 167H92L93 166ZM121 165H122V163H120ZM177 164V163H176ZM7 165V164H6ZM21 165H19V166H21ZM98 165L100 166V163H98ZM108 165V164H107ZM253 165V164H252ZM14 166H16V165H14ZM31 166V167H32ZM123 166V165H122ZM249 166H251V165H249ZM248 166V167H249ZM42 167V166H41ZM76 167V166H75ZM80 167V166H79ZM175 167V166H174ZM185 167V168H184ZM4 168V167H3ZM25 168V167H24ZM27 168H29V169H31L28 165H27ZM26 168V169H27ZM251 168V167H250ZM13 169V168H12ZM78 169V168H77ZM80 169V168H79ZM94 169V171L91 169V171L92 172H90L91 174L93 173L94 175L95 174H97V175H100V173H101V175H103L102 177L103 178H101V179H103V181H97L98 183L97 184H95V189H97L98 188V190L97 191H101L102 189L104 190V185L106 184L105 182H104V180L106 179V175H107V173H105L106 175L104 176V174H103V171H101V170H99V169H95V168H93ZM2 170V168L0 169V171ZM21 170V169H20ZM23 170V169H22ZM33 170V169H32ZM240 170H242V173L240 172ZM7 171V170H6ZM9 171V170H8ZM80 171V170H79ZM106 171V170H105ZM104 171V172H105ZM85 172V171H84ZM110 172V171H109ZM2 173L3 172H1L0 173V195H1V197H0V215L3 217L4 216V214L6 213V210L7 209H9V213L11 214V211H10V209L11 210H13L12 208H10V206H14L15 205V202L12 204V205H10V204H8V203H6L5 201V197L8 199L9 198V200H10V202H11V200L12 199H14V198H16L15 197V194H14V192H16V190L18 189V187H17V189L15 190V187H16V184L18 185V183H15V181H14V179H15V175L13 174H11L10 172H4L5 174L4 175H2ZM25 173V172H24ZM23 173V174H24ZM52 173V172H51ZM81 173H82V171H81ZM86 173V172H85ZM18 174V173H17ZM20 174H22V173H20ZM69 174V173H68ZM72 174V173H71ZM92 174V175H93ZM25 175V174H24ZM50 175V174H49ZM80 175V174H79ZM81 175H83V173L81 174ZM85 175V174H84ZM83 175V176H84ZM100 175V176H101ZM58 176V175H57ZM69 176V175H68ZM76 176V175H75ZM214 176V177H213ZM27 177V176H26ZM37 177H39V176H37ZM37 177H36V179H37ZM41 177V176H40ZM43 177V176H42ZM73 178V179H71V180H69V181H71L70 183H71V186H67L66 184H60L61 182H60V179L56 182V180L54 179L53 181H54V185H52L53 186V190H52V196H51V198H49L48 200H47V205H49V204H52V203H54V204H56V205H58V206H61L63 209H68L69 211H71L73 214H76L77 215V217H78V220H84V221H86L85 220V218H84V215L85 216H87V215H89L90 216V218H91V222H90V227H91V229L89 230H87V231H85L86 229L83 227H80V228H82L83 229V231H84V233H85V235L87 234L86 232H88V236L87 237H89L91 240V242H89V241H87V243L83 246V247H85V248H82V251H81V254H82V257H83V253L85 254L84 256H87L88 257V255L89 256H91V255H94V254H96V253H100L101 251H102V249H106V248H113L112 250H114L115 251V249H114V247H113V243H112V241L116 238V236H117V228H116V226H115V223L116 222H118V220H117V218H116V215L117 214H119V211H120V207H121V205L120 204H122L123 202H128L127 200H129V199H123V200H121V199H118V198H114V200L112 201H110V203L109 202H107V201H105V197H104V199H98V200H96L95 199V197H99V195H94V194H92V191L91 190H94V188L93 189H89V190H83L82 188H81V186L82 185H80L79 184V182H77L76 181V179H75V177L73 176V174L72 175H70V177H69V179L70 178ZM86 177V176H85ZM90 178H91V176H89ZM94 177V176H93ZM97 177V176H96ZM188 178V180L186 179V178ZM17 178V177H16ZM33 178V177H32ZM34 178H35V176H34ZM52 178V177H51ZM50 178V179H51ZM76 178H77V176H76ZM95 178V177H94ZM93 178V179H94ZM21 179V178H20ZM57 179V178H56ZM78 179H80V178H78ZM92 179V178H91ZM98 180L100 179V178H97ZM178 179V180H179ZM24 180V179H23ZM49 180V179H48ZM148 179H145L144 181H142V182H139L140 184H142L143 185V187H141V185L140 184H138L136 181H134V183H132L133 184V187H137V185H138V187L139 188H145L144 186H145V184H146V181H147ZM25 181V180H24ZM27 181V180H26ZM90 182V181H89ZM88 182V183H89ZM125 181L122 179V180H119V183L117 182V184H116V186H114V189H115V193H116V195H118L117 193H118V191H119V189H120V186H124L125 187V185L123 184ZM183 182H184V184H183ZM21 183H23V182H21ZM50 183H52V182H50ZM67 183V182H66ZM84 183H85V180H84ZM90 183H92V181L90 182ZM104 183V184H103ZM202 183V184H203ZM87 184V183H86ZM200 184V183H199ZM202 184H200V185H202ZM208 184V183H207ZM20 185V184H19ZM32 185H33V182L31 183V181H27L26 183H25V185H23V186H25L24 187V190H25V192H24V197L25 196H27L28 195V193H29V191L30 190H32ZM217 185V186H218ZM84 186V185H83ZM91 188H92V186L91 185H89ZM97 186V187H96ZM22 187V186H21ZM56 187V188H55ZM89 187V188H90ZM55 188V189H54ZM99 188H100V190H99ZM61 189H64L65 191H64V195H63V197H60V196H58V198H56L57 197V195H58V192H59V190H61ZM137 189V188H136ZM135 189V191H137ZM214 189H215V187H210L209 188V193H212V191H214ZM21 190V189H20ZM49 190H51V189H49ZM101 191V192H104V191ZM167 190V189H166ZM187 190V189H186ZM185 190V191H186ZM199 190H201L200 188H199ZM18 191V190H17ZM71 191V194L74 196V200L73 201H75V204H70V203H68V202H66V200L67 199H69V192ZM89 191V192H88ZM128 191V190H127ZM82 192V193H81ZM163 192H165V191H163ZM188 192V193H189ZM192 192V191H191ZM23 193V192H22ZM51 193V192H50ZM191 194V193H190ZM18 196H19V194H18ZM22 196V195H21ZM37 195H35V197H36ZM50 196V195H49ZM72 196V197H73ZM80 196V198L82 197V198H85V197H87V200L86 201H82L81 200V202H79L78 200H75L77 197H79ZM177 196V198H179L180 200H181V197L180 196H178V194L176 195ZM191 196H192V194H191ZM195 196V195H194ZM210 196V195H209ZM34 197V198H35ZM101 197H103L102 195H101ZM119 197H120V195H119ZM188 197H189V195H188ZM187 197V198H188ZM259 197V198H260ZM38 198V197H37ZM37 198H35V199H37ZM100 198V197H99ZM176 198V197H175ZM186 198V197H185ZM194 198H196V197H194ZM71 199V198H70ZM172 199H174L173 197H172ZM183 199H184V197H183ZM258 199V198H257ZM8 200V201H9ZM19 200V199H18ZM44 200V199H43ZM188 200V199H187ZM186 199H185V201H187ZM191 200H192V198H191ZM193 200H195V199H193ZM23 201V200H22ZM37 201V200H36ZM41 201V200H40ZM130 201V200H129ZM21 202V201H20ZM188 202V201H187ZM189 202H190V200H189ZM30 203V202H29ZM44 203H45V200H44ZM109 203V204H108ZM192 203V202H191ZM20 204V203H19ZM39 204V203H38ZM37 204V205H38ZM192 204H194L195 205V202H193ZM24 205V204H23ZM30 205V204H29ZM26 206L25 207V209H28L29 210V208L32 206ZM42 205H44L43 203L42 204H39V208L42 206ZM130 205V204H129ZM78 206H81V211H78ZM163 206V205H162ZM20 207V206H19ZM35 207V206H34ZM113 207H115V209L117 208V212L114 214V209H113ZM15 208V207H14ZM36 208V207H35ZM37 208H38V206H37ZM163 208V207H162ZM133 209H134V207H133ZM161 210V209H160ZM17 211V210H16ZM60 211V210H59ZM63 211V210H62ZM124 211V210H123ZM32 212V211H31ZM37 212V211H36ZM81 212V213H80ZM126 213H127V210H126ZM10 214H5L6 216H10ZM81 215V216H80ZM160 215V214H159ZM159 215H157V217L159 216ZM164 215H165V213H164ZM163 215V216H164ZM59 216V215H58ZM61 217H62V215H60ZM71 216V215H70ZM70 216H67V215H65V217L64 218H62V219H66V220H69V221H71L70 220ZM133 217H135V215L133 214L132 215ZM174 216V215H173ZM173 216H171V217H173ZM179 216V215H178ZM124 217L125 216H120V223L121 224H123L124 223V221H125V219H124ZM176 217V216H175ZM7 218V217H6ZM6 218H0V219H2V221L0 220V230L2 231V233H0V244H1V247H4V241H3V238H5V237H7V236H9L10 234V232H12L13 233V236H9L10 238H9V240L11 239V240H13L12 242H13V255L11 254V256H14L17 252H19L18 250H17V248H18V244H20V243H22V244H24V241H25V239H30L31 238V236H30V234H29V232L26 234V233H23L22 232V230H17V228L16 229H14V227L15 226H13V220L11 221V219H6ZM58 218V217H57ZM87 218H89L88 216H87ZM90 218H89V220H90ZM158 218H160V217H158ZM163 218V217H162ZM162 218H160V219H162ZM165 218V217H164ZM179 218H180V216H179ZM74 219V218H73ZM172 219V218H171ZM174 220H176L175 218H173ZM263 219V218H262ZM19 220H20V217H19ZM88 221V220H87ZM162 221V220H161ZM188 221V220H187ZM186 222V221H185ZM184 222V223H185ZM202 222H207V221H204V220H202ZM261 222H262V220H261ZM40 223H42V221H40ZM158 223H160V222H158ZM263 223V222H262ZM34 224V223H33ZM82 224V222H80V225ZM6 225H8L9 227H11L12 229H14V230H12V229H10V230H12V231H10L8 234H4V233H7L8 232V230L6 229ZM40 225V224H39ZM54 225V224H53ZM124 225V224H123ZM158 225V224H157ZM8 226H7V228H8ZM23 226H24V224H23ZM55 226V225H54ZM78 226V225H77ZM118 227H119V225H118ZM121 227V226H120ZM128 227H131V224L130 225H128ZM33 228H34V226H33ZM36 228V227H35ZM53 228H56V227H53ZM53 228H52V230H53ZM73 228H74V226H73ZM75 228H76V226H75ZM124 228V230H122ZM123 228L121 229L120 228V230H122V233L118 236L120 239H121V241L123 242V239H124V237H126V234H125V231L127 230L124 226H123ZM195 228V227H194ZM19 229V228H18ZM85 229V230H84ZM7 230V231H6ZM33 230V229H32ZM76 230V229H75ZM119 230V231H120ZM133 230V229H132ZM137 230V229H136ZM36 231V230H35ZM41 228L40 227H38L37 228V231H36V234L37 235H41L42 233H41ZM54 231H56V230H54ZM128 231V230H127ZM126 231V232H127ZM238 231V230H237ZM34 232V231H33ZM76 232V231H75ZM94 232L96 233L95 235H94ZM129 232V231H128ZM131 232V231H130ZM51 233V232H50ZM53 233H55V232H52V235H53ZM228 233V232H227ZM131 234H133V233H131ZM43 235V234H42ZM222 235H224V233L222 234ZM228 235V234H227ZM98 237V241H96L95 240V238L96 237ZM129 236V235H128ZM134 237L136 236L135 235V233H134V235H133ZM132 236V237H133ZM253 235H247L246 236V239L247 238H249V237H252ZM256 236V235H255ZM24 237H27V238H24ZM29 237V238H28ZM41 237V236H40ZM39 237V238H40ZM51 237V236H50ZM233 241H226V242H228L227 243V245H228V247L229 246H231V243H234V244H238V241L239 240H242V236L241 235H239V232H236L235 231V233H233L231 236H229ZM44 238H46V237H44ZM53 238H54V236H53ZM59 238H63L62 236H59ZM82 238H83V236H82ZM89 238L87 239V240H89ZM224 238V237H223ZM261 238V237H260ZM43 239V238H42ZM47 239H48V237H47ZM218 239V238H217ZM227 239H228V237H227ZM254 239V238H253ZM45 240V239H44ZM51 240V239H50ZM53 240V239H52ZM57 240V239H56ZM95 240V241H94ZM117 240V239H116ZM125 240V239H124ZM221 240V239H220ZM59 241H60V239H59ZM63 241V240H62ZM86 241V240H85ZM224 241V240H223ZM247 241V240H246ZM6 242V241H5ZM48 242V241H47ZM84 242V241H83ZM125 242V241H124ZM123 242V243H124ZM251 242H253V241H251ZM122 243V244H123ZM146 243V242H145ZM242 243H244V242H242ZM249 243V242H248ZM254 243V242H253ZM210 244V243H209ZM10 245V244H9ZM204 245V244H203ZM226 245V244H225ZM1 247H0V249H1ZM205 247H207V246H205ZM209 247V246H208ZM247 247H249V246H247ZM254 247V246H253ZM253 247L251 246L250 248H252L253 249ZM199 248V247H198ZM217 248V249H216ZM235 250H237V248H238V246L236 245L235 247ZM90 249H91V251H90ZM209 249H211V250H209V251H207V257H209V256H211L213 253H214V250L216 251H220L221 249H220V247L219 246H217L216 244H213V245H210V247H209ZM248 249V248H247ZM251 249V250H252ZM251 250L249 249V251L251 252ZM257 250V249H256ZM88 251H89V253H88ZM200 251V250H199ZM221 251H223V250H221ZM221 251H220V253H221ZM254 251V250H253ZM198 252V251H197ZM204 252V251H203ZM259 252V251H258ZM0 253H3V254H1V256L3 255L4 256V258L7 256V254L5 255V252H4V250H3V252H0ZM88 253V255H86ZM191 253V252H190ZM194 253H196V252H194ZM206 253V252H205ZM219 253V252H218ZM220 253H219V255H220ZM262 253H264V248L262 249ZM198 254V253H197ZM237 254H239L238 252H237ZM250 254V253H249ZM258 254V253H257ZM43 255V254H42ZM181 255V254H180ZM180 255H177L176 257H175V260H178L177 259V257H185V256H180ZM189 255V254H188ZM187 255V256H188ZM235 255V254H234ZM252 255V254H251ZM250 255V256H251ZM43 256H45V255H43ZM114 256V255H113ZM186 256V257H187ZM191 256H193L192 254H191ZM249 255H247V257H248ZM259 256V255H258ZM82 257H81V261H79V264H87V257H85L86 259H82ZM207 257H206V259H207ZM214 257V256H213ZM219 257H221V256H219ZM90 258H92V257H90ZM98 258V257H97ZM107 258H109V260H113L114 259V257H107ZM93 259V258H92ZM91 259V260H92ZM205 259V258H204ZM203 259V260H204ZM78 260V259H77ZM98 260V259H97ZM105 260V259H104ZM209 260V259H208ZM211 260V259H210ZM237 260H235L234 258H228L227 259V263H229V264H237V262H236ZM111 262V261H110ZM76 263V262H75ZM105 263V262H104ZM101 264V263H100ZM107 264H108V262H107ZM110 264V263H109ZM211 264H212V262H211Z\"/></svg>","mask_w":264,"mask_h":264},{"label":"clouds","instance_id":"3","mask_svg":"<svg viewBox=\"0 0 264 264\" xmlns=\"http://www.w3.org/2000/svg\"><path fill=\"white\" fill-rule=\"evenodd\" d=\"M7 2L8 0H5L6 5ZM77 3L78 0H44L48 8L59 9L60 16L72 11ZM149 3L153 8L151 20L155 21L157 28L167 29L171 22L169 5L176 4V0H148ZM176 18L185 24L193 22L183 13H177ZM29 19L31 20L30 14ZM200 23L199 20L195 21L197 28L200 27ZM103 31L111 45L124 47L120 35L113 33L112 29L106 26ZM45 33L48 32L33 23L27 30L13 32L0 43V111L7 109L20 113L31 119L33 125L36 112L49 97L53 96L47 87L49 82L56 85L61 76L66 79L74 78L73 65L80 59L81 44L74 34L64 33L53 40L49 33L48 35ZM136 40H139V35L134 37L132 42ZM190 50L191 45L188 49L177 48L175 52ZM166 51L168 55L173 54L172 49ZM102 54L99 59H102ZM103 67L105 72L111 73V79L105 81V84L108 86L113 104H119L122 98L130 102H139L138 90L130 85L119 59H109ZM168 67L174 68L177 75H183L184 69L181 65L170 62ZM143 78L151 79L147 74ZM97 80L98 77L82 81L80 91L88 95L89 100L82 106V115L65 124L67 134L74 139L84 137L92 140L100 136L109 124L117 119L115 113L105 111L103 97L94 94ZM7 135L9 139L25 145H30L36 139L34 135L29 134L27 128L9 129ZM254 168L258 175L264 174V159L254 161ZM261 178L264 179V175ZM199 199L202 201L203 209L201 217L208 222L207 229L212 236H221L225 229L239 230V235L244 237L264 236V223L261 222L264 218V201L257 204L251 193L242 190L239 182L231 186L218 185L213 195ZM51 222L63 237L62 243L59 245L49 243L39 237L35 238L34 243L25 240L27 253L38 260L43 253L49 264H73L83 248L82 234L75 232L69 220L57 219L54 216ZM145 241L139 232L134 238L128 236L122 245L116 244L114 259L110 264H157L161 255L159 250L146 246ZM242 251L246 253L247 249ZM40 264H43V261Z\"/></svg>","mask_w":264,"mask_h":264}]
</instances>
